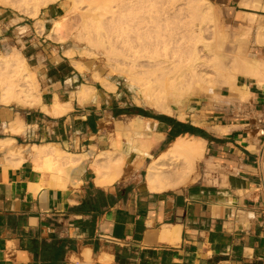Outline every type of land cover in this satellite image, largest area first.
<instances>
[{"label": "crops", "instance_id": "0c3cea01", "mask_svg": "<svg viewBox=\"0 0 264 264\" xmlns=\"http://www.w3.org/2000/svg\"><path fill=\"white\" fill-rule=\"evenodd\" d=\"M213 1L232 14L238 33L253 27L252 57L264 60V44L256 43L264 11L242 6L244 0ZM249 13L257 15L254 24ZM2 34L0 43L6 44ZM21 50L37 76L43 105L54 107L58 97V103L73 107L55 116L42 107L0 105V140L55 145L89 157L76 169L63 166L56 173L44 160L11 158L0 147V264H264L262 85L239 77L237 85L249 91L250 99L242 102L229 89L202 116L203 125L153 113L159 120L135 114V108H143L128 101L120 83L109 92L87 79L64 49ZM83 85L97 92L86 104L76 97ZM135 118L146 120L162 139L143 159L130 152L114 185H97V157L113 152L114 141L124 143L121 131ZM18 123L24 130L15 134L11 128ZM179 123L203 130L207 138L188 133L172 139V132L183 130ZM186 136L205 142L200 177L175 190H149V166Z\"/></svg>", "mask_w": 264, "mask_h": 264}, {"label": "bare ground", "instance_id": "6f19581e", "mask_svg": "<svg viewBox=\"0 0 264 264\" xmlns=\"http://www.w3.org/2000/svg\"><path fill=\"white\" fill-rule=\"evenodd\" d=\"M60 1L63 0H0V7H13L18 3L19 8L29 16L37 18L43 8ZM65 1L69 5L66 14L79 12L82 25L76 28V36L79 42L84 43L66 49V57L73 60L81 74H84L86 67L75 60L78 51L79 55L93 59L104 57L112 69L110 73L125 77L129 86L135 89L138 106L146 105L159 113L177 116L181 121H186L187 114L179 113L176 108L182 107L188 99H194L196 90L218 88L216 84H219L221 77L216 82V75L223 77L224 80L221 79L220 82L223 81L224 87H228L233 95H239L242 102L250 99V93L238 87L239 77H246L264 87V60L247 56L244 59L237 58L231 70H228L227 65L221 64L225 55L221 53V41H217L218 31L213 26L214 5L209 0ZM261 2L244 0L242 6L264 11ZM184 14H188L186 19L182 18ZM256 17L257 15L249 13V23L254 24ZM53 22L54 30L49 37L59 35L58 28L63 25L60 20ZM43 24L40 25L42 31L45 30ZM252 30L253 27L244 26L242 36L246 39ZM209 32L213 33L212 40L206 36ZM257 34L256 43L263 45L264 26L259 25ZM245 39L242 38L241 41ZM58 40L61 41L62 37ZM93 75L95 81L106 90L116 92L117 85L113 81L101 76L98 71ZM39 88L37 76L30 70L29 63L21 52L0 54V105L42 107L46 113L55 116L67 114L72 109L71 103H58V97L54 107L47 108L43 105ZM95 93L97 92L93 86L83 85L76 97L80 104H86L91 102ZM194 123L201 124V121ZM19 124L12 126L13 133L18 134L24 130V126ZM226 129L216 128L221 132ZM121 133L125 138L124 143L114 141V151L101 153L94 163L98 174L95 183L99 186L114 185L123 175L130 152L143 159L163 137L153 133L148 122L142 118L132 119ZM122 144L125 149L121 148ZM0 147L8 150L11 158L19 157L23 161L28 159L25 156H29L36 161L44 160L49 171L56 173L62 172L63 166L76 169L83 159L89 157L61 151L55 145L15 146V140L12 139L0 140ZM205 151L203 140L192 136L177 139L168 152L149 166L146 176L149 190L166 192L195 182L198 163L204 159Z\"/></svg>", "mask_w": 264, "mask_h": 264}, {"label": "rangeland", "instance_id": "374dc122", "mask_svg": "<svg viewBox=\"0 0 264 264\" xmlns=\"http://www.w3.org/2000/svg\"><path fill=\"white\" fill-rule=\"evenodd\" d=\"M209 1H211V3L214 5L215 22L213 23V26H214V29H216V32L218 31L217 35H218L219 40L217 41H221V45L223 47L221 53L224 54L225 57H227V58L223 57L221 59V64L223 66L227 65L228 67L227 66L226 67L228 68V70H231L235 66V61L237 58L244 59L246 58V56L247 58H253L252 57L253 49H250L251 34L249 36L250 38L247 37L246 39L245 37L242 36L244 26L241 28L242 33H240L241 32L240 31L238 34V25L233 23L232 14L229 13L226 8L222 7L221 5L214 2L213 0H209ZM17 4L18 3L13 5V7L11 6L0 7V32L2 31L3 33L1 40H5L6 38V41H7L6 44H4V42L0 43V54L2 53L6 54L8 52L19 51L21 52L22 55H24L21 49H42L48 46L56 47L57 49L66 50L68 48H74L76 44L81 43L79 42L76 36L78 33V30L76 28L81 27L80 25H82L81 24L82 20L79 19L80 18V15H78L79 12L77 13L74 12V14L71 12L72 14L69 13L70 16L66 14L67 13L66 11L69 5L66 4L65 0L60 1L56 4H52L47 8H43L42 11L40 12L39 17L37 18H33L29 16L24 10H22V8H19ZM51 11H54V13H51V16H48V13ZM187 15L188 14L182 15V18L186 19ZM247 17L249 18V14H247ZM54 20H60L61 23L63 21V25L60 24L62 27L60 26L57 31V33L60 36L55 35L54 37H49V34L54 30V22H53ZM40 21H42L41 23L45 24V25L43 24L44 29H45L44 31H42V28H41L42 25ZM255 22H256V19L254 23ZM60 28H63V29H60ZM5 29H6V32H4ZM238 35L239 36L241 35V36L238 37ZM206 36L209 40H212L213 33L209 32L207 33ZM61 37H62V40H64L65 42L67 41V42L63 43L62 40L59 41L58 38L61 39ZM74 38L77 40L75 41ZM242 38H244L245 40L241 41ZM81 44H84V43H81ZM4 45H5V48L3 47ZM77 51L78 50H76V52ZM78 52L75 57V60L81 62V64H83V66L86 67L84 69V73L87 76V79H89L90 81L96 82L93 74L95 71H98L101 74V76L106 77L113 82L120 83L122 89L126 93H128L127 94L128 101L131 104H133L135 107L137 106L136 101H135V98H136L135 89L129 86V84L126 82L125 77L118 75V74L113 75V73H110L112 72V69L107 65L104 57L100 56L98 59H93L88 56H81L79 55ZM30 70L32 71L31 68ZM216 76H215L216 82L219 77H221V79L223 78L222 76H219V75H216ZM220 80H219V84L218 85L216 84L217 87L219 86L218 88L214 90L213 89H209V90L202 89L200 91L196 90L194 99H188L182 107H180L179 109L176 108V110L179 113L183 111L186 112L188 119L183 122L192 124V122L199 121L200 119L202 121L201 125L204 124L203 123L204 119L202 118V116L205 113H208V111L212 109L215 103H219L221 99H223L222 93H224V95L229 94V88L226 86L224 87L222 83L223 81L220 82ZM209 93H212V94H209ZM139 107L143 108L145 111L155 113V114H160L155 109H152L149 106L142 105ZM175 119H177V117H175ZM204 161H205V158L198 163L199 169H198L197 178L200 177L201 175ZM210 169H214V168L210 167ZM191 183L193 182H190L188 184L190 185Z\"/></svg>", "mask_w": 264, "mask_h": 264}, {"label": "trees", "instance_id": "16d2710c", "mask_svg": "<svg viewBox=\"0 0 264 264\" xmlns=\"http://www.w3.org/2000/svg\"><path fill=\"white\" fill-rule=\"evenodd\" d=\"M135 114L137 115H142V116H145V117H152V118H157V119H161L162 117L161 116H156L154 115L153 113L151 112H147L143 109H139V108H135ZM180 125L183 126V130L180 131V132H177V133H173L172 132V135H171V138L172 139H175L181 135H184V134H192V135H196V136H200V137H203V138H207V134L203 131V130H200V129H197L195 127H193L192 125H186V124H183V123H179Z\"/></svg>", "mask_w": 264, "mask_h": 264}]
</instances>
